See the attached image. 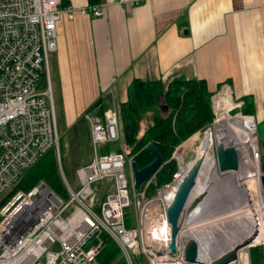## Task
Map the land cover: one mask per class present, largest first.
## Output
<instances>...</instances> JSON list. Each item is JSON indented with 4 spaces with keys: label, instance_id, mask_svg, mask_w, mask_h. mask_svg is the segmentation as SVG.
I'll list each match as a JSON object with an SVG mask.
<instances>
[{
    "label": "built area",
    "instance_id": "built-area-1",
    "mask_svg": "<svg viewBox=\"0 0 264 264\" xmlns=\"http://www.w3.org/2000/svg\"><path fill=\"white\" fill-rule=\"evenodd\" d=\"M119 1L134 4L139 0ZM72 10L62 6L60 0H0V264H97L102 233L117 244L126 264H208L198 256L196 239L195 258L185 259L186 237L180 234V228L173 250L168 248L165 211L179 167L150 195L145 193V186L153 175L135 190L131 156L121 148L115 106L104 109L101 116L83 113L91 156L74 169L76 189L67 182L59 164L48 56L56 48V21L62 14L71 17ZM84 11L93 16L101 14L98 3L87 4ZM236 101L238 106L242 103L241 99ZM231 104L227 112L234 108ZM237 113L251 116L253 134V115ZM109 140L119 141L117 149L106 148L99 153L97 146L107 145ZM49 148L54 150L68 196H60L43 180L27 190L14 189L23 171ZM251 155L257 156V151L252 149ZM107 178L112 189L95 209L88 202L93 183ZM130 203L134 225L126 226L124 214ZM261 249L264 255V243Z\"/></svg>",
    "mask_w": 264,
    "mask_h": 264
},
{
    "label": "crops",
    "instance_id": "crops-1",
    "mask_svg": "<svg viewBox=\"0 0 264 264\" xmlns=\"http://www.w3.org/2000/svg\"><path fill=\"white\" fill-rule=\"evenodd\" d=\"M87 4L69 0L73 14L56 21L48 56L56 122L64 129L86 109L101 116L116 107L133 77L203 78L212 93L227 86L234 97L249 95L250 114H262L264 0H100L98 16L84 11Z\"/></svg>",
    "mask_w": 264,
    "mask_h": 264
},
{
    "label": "trees",
    "instance_id": "trees-1",
    "mask_svg": "<svg viewBox=\"0 0 264 264\" xmlns=\"http://www.w3.org/2000/svg\"><path fill=\"white\" fill-rule=\"evenodd\" d=\"M60 1L62 6H66L69 2V0ZM99 1L87 0L88 4L98 3ZM126 94V98L116 104L121 148L128 156H131L137 167L143 166L153 158L149 152L143 149V145L148 141L154 144L156 150L162 156L161 165L145 186V193L151 194L155 187L169 181L172 173L176 170L175 159L171 156L176 145L182 140H187L196 130L206 129L214 121L215 115L211 106L212 91L208 89L203 78L179 75L168 81H163L160 78L133 77L127 85ZM224 97V95L219 96V99L214 100L219 102ZM241 98L242 103L239 110L242 113L249 114L252 110L250 108L252 99L249 95H244ZM86 110L81 113L78 119L83 118V113ZM255 129L259 148L257 152L259 154V166L264 171V107L261 117L256 120ZM60 137L61 135L58 136L59 162L69 183L68 167L62 162L60 153ZM88 137V143L92 150L89 130ZM105 147V143L100 145L101 150H105ZM76 162L73 163L74 165L71 168L74 178H76L74 169L79 165ZM108 179L93 183L88 202L95 209L98 207V202L108 191ZM38 180H43L60 196H68L53 148L47 149L23 171L14 189L27 190ZM144 183L145 181L140 187ZM77 185L78 182H76ZM247 190L249 191V187ZM132 218L131 210L126 209L124 223L130 225L133 222ZM257 224L258 220L255 221L253 227L255 228ZM248 257L250 264L264 263L262 249H257L255 246L249 247ZM95 259L97 264H126L117 244L106 234L102 235V242Z\"/></svg>",
    "mask_w": 264,
    "mask_h": 264
},
{
    "label": "rangeland",
    "instance_id": "rangeland-1",
    "mask_svg": "<svg viewBox=\"0 0 264 264\" xmlns=\"http://www.w3.org/2000/svg\"><path fill=\"white\" fill-rule=\"evenodd\" d=\"M44 84L45 81L43 82V85ZM226 89L227 86H225V88L223 89L225 90L224 94L227 95L216 92H213L212 93L213 95H211V102L213 100L212 107L214 110L215 118L214 121H212L209 125L210 127H212L215 124V126L217 127V131L215 132L217 133H219L218 132L219 122L223 121L224 118L228 120H235L237 122L242 121L241 117L238 116L239 113H237L238 111H240L239 110L240 105L238 106L237 104L238 101H236L237 99H239V97H234L233 95L229 94V92H227ZM219 95L220 96L224 95L225 97L219 100V102L217 101L215 102L216 98L219 99ZM230 99L232 100L231 105H234V108L227 112L226 109L230 106V102L227 103V101H230ZM54 101H53V105L55 106V114L58 116L57 104L56 101L55 102ZM233 110L235 111L233 112ZM62 112L64 114L63 110ZM261 115L258 118H260ZM80 116L77 117L75 124L69 131L64 129L63 125L57 124L58 136L61 135L60 153L62 156V162L66 164V166L68 167L67 175L69 177V183L72 189H76L77 187L75 183L76 178H74V175L71 171L72 165H74L73 163H75L77 160H83L87 158L88 154L91 153V147L89 146L87 139V131L89 130L88 123L83 118L78 119ZM253 119L256 124L257 119L254 117V115H253ZM243 124L245 125L244 122ZM255 124H254L253 134L251 133L252 145L250 144L249 146L250 147L249 154H250V158H252L251 161H253V164L255 166H258V168L261 170L259 166V154L254 157L251 155L252 149H255V151L257 152L259 151ZM203 129L202 130L198 129L195 132H193L196 133L195 136L192 137L190 140L186 141L183 145L179 146L185 140H182L180 143L176 145L171 156L175 159L177 167H180V165L185 164L195 156L194 149H196V147L199 146L200 139L204 134V130H206ZM106 144L107 145L105 149L109 148L110 150H113V149H117L119 145V141L109 140L106 142ZM214 146L215 143L210 149V152L215 157ZM97 151L100 153V152H104L105 150H101L100 145H98ZM123 168L127 175V180H128L127 188H128L129 199L131 202V198H132L131 187H130V180L128 175V163L126 158H124L123 160ZM237 170L238 169L236 168L233 170L220 171L216 165L217 178L214 177L213 180L210 182L211 184L209 185L210 188L208 189V191L206 192L204 191L206 193V196L204 199L205 202L203 204L202 209L198 210L196 214H193L195 212L193 209L195 206L191 205L190 201H187L179 216L180 234L183 231L184 233L193 235V237H198L201 239L202 236V238L203 237L206 238L210 243V246L212 248L211 251L214 253V255L215 253H218L223 250L222 252L218 253V255H220L221 253L225 252L226 249H229L233 244L238 243L237 247L238 246L239 247L236 248L235 250L234 259H236L237 253H240L239 256H243L244 252H246L248 256L249 247L255 246L257 249H261L262 243H264L263 221L261 219V215L259 214L260 213L259 192H261V188L259 187L260 183L258 182L259 178H255L254 176H250L248 178L245 177L237 178L235 175ZM247 185L249 187V191L251 192L250 193L251 196L249 194V191L247 190L248 189ZM243 186L245 187L246 190L244 189ZM107 187H108V191L112 189V184L110 179H108ZM146 194L147 196L150 195L148 193ZM127 210L129 211L131 210V212L133 213V207L131 203L128 205ZM248 218H250L252 223V227L249 229V234H253L252 232H255L256 235H254L255 237L253 235L250 236L249 238H247L246 244L240 245L242 240L241 237L243 236L244 233L243 231L245 230V226H246L245 222L249 221ZM256 220H258V224L254 228L253 224L255 223ZM133 225L134 224L130 223V225H126V226H133ZM102 235L105 234L102 233L101 238Z\"/></svg>",
    "mask_w": 264,
    "mask_h": 264
},
{
    "label": "bare ground",
    "instance_id": "bare-ground-1",
    "mask_svg": "<svg viewBox=\"0 0 264 264\" xmlns=\"http://www.w3.org/2000/svg\"><path fill=\"white\" fill-rule=\"evenodd\" d=\"M229 102L230 101H227V103ZM238 116L241 117L244 123H247L246 126L243 124L242 121L237 122L235 120H228L224 118L223 121L219 122V131H218L219 133L215 132L217 131V127L215 126V124L212 127L209 126L206 130H204V134L200 139L199 146H197L196 149H194L195 156L185 164L180 165L179 167V174H178L179 177L173 187L174 190L172 189L173 192L171 191L172 195L177 187V184L182 183L184 178L188 176L194 168H196L194 175L195 184L191 189L187 201L191 200L192 195L194 197L195 195H197V193L201 191L203 192L208 191V189L210 188L209 185L211 184L210 182L213 180L214 177L217 178L216 159L213 156V154H211L210 152V149L212 148L213 144L217 142H222L223 144L230 143L235 147L237 152V159H238L237 161L238 170L235 174L237 178H241V177L248 178L250 176H254L255 178L259 177L260 169L258 168V166H255L253 164V161H251L252 158H250V154H249V149H250L249 146L250 144L252 145L251 143L252 118L251 116H247V115L238 114ZM259 187L261 188L260 184ZM205 196L198 203L193 205L195 206L193 208L195 211L193 214H196L198 210L202 209L203 204L205 202L204 200ZM259 211H260L259 214L261 215V219L263 221V230H264V191L262 189L261 192H259ZM248 219L249 221L245 222L246 226H245V230L243 231L244 232L243 236L241 237L242 240L252 235L253 236L256 235L255 232H252L253 234H249V229L252 227V223L250 218ZM160 224L162 223L160 222ZM182 234L186 238L193 237V235H189L184 232H182ZM193 238L196 239L198 242V256L204 262L208 263L212 261L213 259H215L218 253L223 251L222 250L218 253H215L214 255V253L211 251L212 248L210 246V243L206 238L204 237L202 238V236L201 239L198 237H193ZM239 255L240 253H237L236 259H232L226 264H237V263L248 264L247 259L245 257L246 255L245 254L243 256H239Z\"/></svg>",
    "mask_w": 264,
    "mask_h": 264
},
{
    "label": "water",
    "instance_id": "water-1",
    "mask_svg": "<svg viewBox=\"0 0 264 264\" xmlns=\"http://www.w3.org/2000/svg\"><path fill=\"white\" fill-rule=\"evenodd\" d=\"M255 134V132H254ZM143 149L149 152L153 158L146 164L141 167H137L135 161L131 159L130 161V168L132 172V185L135 190L140 188V185L147 181L154 172L159 168L162 163V156L156 150L154 144L151 141H148L143 145ZM215 150V158H216V165L220 171L223 170H233L237 168V152L235 147L230 144H223L222 142L215 143L214 146ZM196 168H194L191 173L184 178L182 183L177 184V187L170 199L165 215L166 220L169 225V242L168 248L173 250L174 243L176 239V234L179 228V216L182 212L184 205L190 195L191 189L195 184V175ZM259 183L261 189L264 191V171L260 170L259 174ZM205 192L201 191L197 193L192 199L190 200L191 205L198 203L204 196ZM249 238V237H248ZM247 242V238L242 240L240 245ZM238 243L233 244L230 249H227L225 252L221 253L220 255L216 256L215 259L208 262V264H226L230 260L235 258V250ZM197 251V244L193 237H187L184 242L183 247V254L185 259L193 260L196 256Z\"/></svg>",
    "mask_w": 264,
    "mask_h": 264
}]
</instances>
